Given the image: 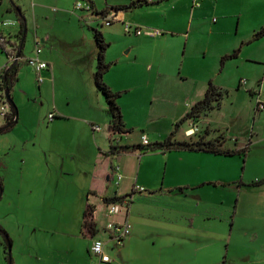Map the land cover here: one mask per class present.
I'll list each match as a JSON object with an SVG mask.
<instances>
[{
  "label": "rangeland",
  "instance_id": "374dc122",
  "mask_svg": "<svg viewBox=\"0 0 264 264\" xmlns=\"http://www.w3.org/2000/svg\"><path fill=\"white\" fill-rule=\"evenodd\" d=\"M96 2L98 9H105L131 1ZM6 3L22 15L28 11L24 18L28 38L23 55L30 59L37 48L33 37L36 20L29 13V5L21 4V12L17 0ZM155 3L156 0L136 12L132 9L129 12L133 13L125 14L124 22L141 30L161 32L158 41L157 37L140 41L142 37L124 34L120 24L105 27L99 19L81 20L82 31L77 30L75 23L81 13L67 12L56 5L43 13L37 30L55 37L46 42V49H51L57 59L56 101L66 104L70 100L68 115L90 119L100 131L93 133L90 126L86 128L73 120L50 128L47 107L37 99L33 103L34 70L19 64V81L11 96L18 121L0 135V160L5 166L0 171L5 187L0 198V227L11 243V264H77L82 253L88 262L85 249L90 242L81 232L87 192L101 195L103 189L129 196L134 187L143 192L126 198L131 202V230L124 241L123 258L117 257L123 247L105 245L114 263L264 264V187L252 186L264 181V110L256 112V98L249 94L252 91L264 97V37L251 41L264 26V0ZM130 16L137 24L129 20ZM9 18L17 22L14 12L0 15V21ZM18 23L8 29L0 24V28L19 33ZM88 25L93 28L88 29ZM97 29L109 44L105 63L120 60L111 74L122 71L129 85L128 93L117 100L125 129L130 131L121 135V142L118 135L110 139L107 106L94 83L96 65L92 67V61L96 62L98 48L93 30ZM77 39H82V45L75 47ZM40 50L42 57L45 49ZM235 52L236 57L221 64L222 58ZM136 56L138 60L133 61ZM149 69L160 73L158 82L157 77L150 78L145 72ZM32 79L35 82L31 83ZM209 83L221 91L219 109L196 125L185 123L179 129V138L187 137L189 130L200 129L195 136L222 139L226 149L247 150L244 156L219 157L218 164H207L203 172L209 182L203 187L179 192L183 186H178L175 178L186 181L185 174L177 173L185 166L174 161L163 180L165 164L156 153L107 155L110 143L133 144L142 134L155 140L162 133L164 140L191 105L203 98ZM35 96L39 97L38 91ZM14 143L18 145L14 147ZM129 155L144 160L139 177L142 183L133 179L116 185L117 173L124 176L120 169L123 159L129 162L133 174L140 165L141 160H131ZM107 174L111 177L109 183ZM87 203H94L92 196ZM99 204L95 201L97 207ZM98 219L102 223V213ZM213 232L219 236L214 243ZM131 238L129 243L127 239ZM206 245L210 247L207 252L199 249ZM91 258L98 264L96 258Z\"/></svg>",
  "mask_w": 264,
  "mask_h": 264
},
{
  "label": "crops",
  "instance_id": "0c3cea01",
  "mask_svg": "<svg viewBox=\"0 0 264 264\" xmlns=\"http://www.w3.org/2000/svg\"><path fill=\"white\" fill-rule=\"evenodd\" d=\"M78 1L90 4L92 6L93 10L95 11V13H98V14L101 13V12H104V11L106 13H110L112 11L111 9H114V11L117 13L118 19L121 20V21L113 23L110 26H107V27H112L114 24H120L122 26L121 22H124V20H126V15L125 14L126 13H133V12H129L132 9H133L132 11H135V12L140 10V9H142V7H137V6L131 7L132 4H135V3L141 2V1H146V0H130L131 1L130 4H128L129 2L127 4H125V5L112 4V5L106 6L105 9H102V8L98 9L96 0H24V1L17 0V6L20 9H21V6H22L21 4H25V6L29 5V8H30L29 13H32V16L36 20V22H35L36 29L33 31V37L35 38L36 44H37V42L39 43L38 44L39 48L42 47L43 49H45V52L41 53L42 57L39 56V59L41 61H43L44 63H46L47 66H48L47 70H44V71L41 72V75L43 76L42 77L43 78V82L42 83H38L37 82L36 76H35L36 82L33 79L31 80V83L35 82L34 86H36V91L33 92V98H34L33 103L36 104L37 100H40V102H42L41 103L42 107L43 106L47 107L46 108L47 109V113L46 114H47L48 122L51 123L50 128H57L59 123H61V122L64 123L67 120H73V121H77L78 123L84 125L86 128L88 126H90L91 131L93 133H97V132L93 131V126H96V125L93 124V121H89L90 119H85V118L84 119L83 118L80 119V118H77V117H70V115H68L69 113H67L66 107L70 106V100L67 99L65 101L66 104H64V102L60 101V99L58 101H56V90H57L56 81L59 78V74H58L57 69H56V67H57V59H56V55L52 54L53 51H51V49H48V50L46 49V45H47L46 42L52 41V39H54L55 37L51 36L49 33H39L38 32L39 30H37V28L39 27V23H40L39 21H40V19H42L43 13L46 12L47 10H49L50 6L56 5V6H59L60 8H62V9H64L67 12L68 11L71 12V10L76 11L74 9V6H75L76 2H78ZM159 1L160 0H156V3L159 2ZM146 2L148 4H151V5L154 4V0H150V1H146ZM30 4H31V7H30ZM11 10H12L11 6H9V4L6 3V0H2L1 5H0V15H2L3 13L6 14V13H10V12H14L16 14L15 11H11ZM21 12H22V9H21ZM76 12H80L81 13L80 18L78 17V22L75 23V28L77 30H80V31H82V27H83V23L81 22V20H86L87 19L88 21L92 20V22H93V20L97 21V19H100V18H98V17H96V16H94L92 14H88V13L83 12V11H76ZM26 13H28V11H26ZM26 13L23 14V15L21 14L23 19L26 17ZM16 16H17V14H16ZM4 20L5 19H3V20L1 19L0 24H2ZM18 20L22 23V21L17 16V22H18ZM129 20L137 24V20L135 19L134 16H130ZM6 21H12V19L9 18L8 20L6 19ZM138 23L144 24V26H149L150 25L147 22H144V23L138 22ZM88 26H87L88 29L93 28V26H89V27ZM18 27H19V25H18ZM97 31H99V30L97 29ZM99 32L102 35H104L101 31H99ZM105 34L108 35L107 33H105ZM17 36H18V32L14 31V30H2L0 28V37L1 38L3 37L6 41H9L11 44H13L15 42L16 43L18 42L17 38H16ZM134 37H136V36H134ZM141 37H142V39H140V41H144V39L147 38V37H143V36H141ZM26 38H28V29L25 27L24 43H25ZM158 38H160V37L156 38L157 41H158ZM81 41H82V39L81 40L77 39L75 41L74 46L75 47L81 46L82 45L80 43ZM0 45L3 46L2 44H0ZM23 49H24V45H23ZM78 53H80L81 57L84 58L82 52L78 51ZM20 59L21 60L18 62V64H21V63L26 64L25 63L26 59L24 58L23 50H22V57H20ZM136 60H138L137 56L133 59V61H136ZM95 63H96L95 60L92 61V67L93 66L95 67V65H96ZM6 64H7V57L2 52V50L0 49V69L3 68ZM108 64H109V69L105 73V75L103 76L104 83L106 84V86L113 93H119L121 96H123L124 94H127L128 91H129V85H128V82L126 80L125 74L122 71H119V70H117V71L115 70V72H113L114 74H111L112 71H114V69H116V67H118V65L120 64V60L117 59L116 61L109 62ZM19 68H20V65L18 67L17 82L19 81ZM145 72L148 73V76L150 78L153 77V76L157 77V81L156 82L159 81L160 73H156L157 71L153 72V69H149V70H145ZM110 75H112L111 77H113V75H114L115 78L117 79V81H114L113 79L109 78ZM150 84H151V82L149 81L148 85H150ZM37 91H38L39 97L35 96V95H37ZM15 92H16L15 91V87L13 86L12 92L10 93V97L11 96L13 97ZM250 92L252 93L251 97H254L255 93L252 92V91H250ZM12 97H11V99H12ZM42 98L45 99V103L43 102ZM88 100H90V99H88ZM0 105H1V100H0ZM7 114H9V107H8ZM51 114L54 116V118L49 120L48 116L51 115ZM122 119H123V117H122ZM17 121H18V119L16 118L15 124L11 127V129L17 124ZM4 123H5V120L2 117H0V128H2L4 126ZM108 124H109V121H108ZM201 124H202V122H201ZM108 131H109V133H111L109 128H108ZM195 131H196V133L198 131L200 132V129L195 130ZM193 133H194L193 130H189V134L187 135V137L191 136ZM0 135H2V134H0ZM110 135H111V138H110L111 140L114 137L117 136V135H113V134H110ZM118 137H119V141L121 142V140H122L121 136H118ZM141 137H145L149 144H153V143H157V142L163 141L162 139L164 138V135H162V133H161V135H159L158 137H155V140H153V139L151 140L147 133L146 134H142ZM141 137L139 138L138 142H135L133 144L128 143V144L122 145L119 142L117 144L110 143L109 146H119V147H121V146L137 145V144L141 145ZM14 141L16 142V140H14ZM14 145H15L14 147H16V145H18V144L14 143ZM12 148H13V146L11 147V149ZM105 153H103V154L105 155ZM155 155H158L157 158L162 159V163L165 164L164 165V170H163V173H164L163 174V180L166 178L167 169L169 167H170V169H172V167H173L172 163L174 161H177V163L179 165H184L185 166L184 170H182L183 168H180L177 171V173L185 174L184 177H185L186 181L184 182L182 177H176L175 178V180H176L175 182H177L178 186H183V188H181L183 190H196L198 188L203 187L204 184H207L209 182V178L203 172L204 171V167H206V165L210 164V163L218 164V162H216V160H217L216 158L224 157V156H215V155L202 153V152L190 153V152H184V151L168 152V153H164V154H162L160 152H157ZM128 157L131 158V160H136V159L138 161L141 160V161H139L140 165L137 168L136 173L133 174L132 173L133 170L130 169L129 162H126L127 160L123 159L120 169L123 172L124 176L119 175V173H117L118 175H117L116 179L114 180L116 185H118V184L121 185L122 182H124L125 180L131 181L133 179H134V181L138 182L139 184L142 183V182H140L141 180L139 179V177H140V168H141L142 162L144 160L140 159V158H142L141 156H136V155H129ZM224 158H226V157H224ZM120 160H122V159H120ZM48 170H50V167L48 168ZM119 177H120V180H118ZM0 180H1V184H2V194H4V192H5V187L3 185L4 180L1 177V175H0ZM106 181L108 183L111 181V177L108 174H107V177H106ZM163 182L165 184V181H163ZM263 187H264V184L259 186V187H257V188L259 189V188H263ZM134 189H135V187L133 188V190ZM168 190H173V189L169 188ZM101 192H102L101 195H97L95 192H90V193L87 192L86 198H85L86 199V206L90 205V206H92L94 208V216L93 217H94V222L96 224V234H95V236L93 238L102 240V241H104L106 243H109L108 235L104 231V226H105L106 222H108V221L120 222L122 220V218L120 216L106 218L105 217V204L103 203V199H105V198H113V197H123V196H125V193H119L117 191H113V193L110 194V193H108L107 190L103 191V189L101 190ZM131 192H133V191H131ZM135 193H137V192H135ZM89 196H92L94 203H92V204H88L87 203ZM95 201H99L100 204H99L98 207L95 205ZM85 209H86V207H85ZM85 209H84V211H85ZM98 210H99V212H98ZM83 213H82V215H83ZM101 213L103 215L102 223H100L98 221L99 220L98 219L99 218V214H101ZM255 217H258V216H255ZM128 218H129V210L127 212V219ZM213 233L214 234L211 235V238L213 239V243H214L216 241L215 239H219V236L215 232H213ZM93 238L89 239V242H90L89 246L86 247V249H85L86 250L85 252H86V254H87L88 258H89V261L87 262L83 258V253H82V258L80 260L76 261L77 264H97V262L93 258H91L92 255L89 253V247H90V244H91V240ZM127 240H129V243H130V241H132V238H131V240L130 239H127ZM122 247H123V249L120 250L119 252H117V254H118L117 257L120 258V260L123 258L122 254H124L125 244H123ZM208 247H209V245H206V246H203L201 248L199 247V249L200 250L205 249L206 252H207V248ZM0 248L2 249V247H0ZM2 251H3V249H2ZM105 252H106V250H105ZM2 257L4 258V251H3ZM2 257L0 255V264H2L3 263L2 261L4 260V259H2ZM110 263L116 264L112 260H111ZM211 264H217V263L214 261Z\"/></svg>",
  "mask_w": 264,
  "mask_h": 264
},
{
  "label": "trees",
  "instance_id": "16d2710c",
  "mask_svg": "<svg viewBox=\"0 0 264 264\" xmlns=\"http://www.w3.org/2000/svg\"><path fill=\"white\" fill-rule=\"evenodd\" d=\"M1 2L2 0H0V5ZM148 5L151 4H148L146 1H141L132 4L131 7L133 6L143 7ZM11 9H12L11 11H15L13 8ZM111 10L114 11V9ZM106 14L107 13L105 11L98 14L95 13V11L93 10L92 15L98 18H102ZM18 22H19V33L16 38L19 43V46H21V52L19 54V57H22V50L24 45V24L21 23L19 20ZM93 37L96 46L98 48V53L96 56V70L94 74V83L98 91L103 96L107 106V111L110 117L109 118L110 132L113 135H118V136L128 134L130 133V131L125 129V125L121 115V110L117 104V100L119 99L120 94L111 92V90L103 82V76L109 69V64H106L104 61V55L109 47V44L104 42L102 34L97 30H93ZM263 37H264V26L261 27L258 32L254 33V35L251 38V41H256ZM0 49L5 55L8 53L5 50V48L1 45H0ZM236 54L237 52L233 53L230 57L222 58L221 64H223L224 61L228 58L236 57ZM18 67L19 64L14 63L9 68L0 69V88L2 89L3 92L7 91L9 92V94L12 92L13 86L17 82ZM249 94L250 96H252L251 92H249ZM221 100H222L221 91H219L216 87H214L212 83H209L203 98L198 102L194 103L193 105H191L185 116L174 124L173 131H171L163 141L149 144L147 146H143L140 144L121 146V147L110 146L107 155L119 156L121 154L134 153V152H140L142 154L160 152L164 154L168 152L184 151L190 153L202 152L215 156H224V157L244 156L247 149H237V150L226 149L224 147V141L222 139L205 140L204 137H200L198 135L195 136L196 132H194L189 137H185L181 139L178 136V132L181 126H183L187 122H192L193 124L196 125L201 118L208 116V114L211 111H213L214 109H219ZM8 107H9V114H7L4 117L5 123L4 126L0 128V134L9 131L11 127L8 128V126L12 125L15 120V113H16L15 108L12 105L11 106L8 105ZM4 168H5L4 163L0 160V171L4 170ZM263 184L264 181L252 184V186L259 187ZM0 185L2 186L1 180H0ZM178 191L183 192L184 190L179 189ZM133 193L134 192H132V194H130L129 196H124V197L105 198L103 199V203L105 204V206L109 204L121 203L127 200L126 199L127 197L130 198L133 195ZM130 203L131 202L129 201V205ZM93 216H94V208L90 205H87L82 215L81 232L84 235V237H87L89 239L93 238L96 234V224L94 222ZM0 247H2L4 251L5 264H11L10 252H8V247L11 248V243L8 239L6 232L1 227H0Z\"/></svg>",
  "mask_w": 264,
  "mask_h": 264
},
{
  "label": "built area",
  "instance_id": "2783aa9c",
  "mask_svg": "<svg viewBox=\"0 0 264 264\" xmlns=\"http://www.w3.org/2000/svg\"><path fill=\"white\" fill-rule=\"evenodd\" d=\"M214 1V0H211ZM74 9L76 11H83L88 14H93V8L85 2L78 1L76 2ZM102 26H110L113 23L120 22L121 20L118 19L117 13L115 11H111L110 13H107L105 16L100 18ZM122 23L123 27V32L126 35H134L136 37H147V38H155V37H160L162 35L161 32L159 31H150V30H141L137 27H132L129 24H126L124 22ZM17 24L16 21H5L1 24L3 28H9L12 26H15ZM0 44L3 45L5 50L8 52L6 54L7 57V65L10 66L14 63H18L21 59L20 57H16L17 52H15L16 47L13 44H11L9 41H6L3 37H0ZM39 43L37 42V48L35 50L34 56L30 59H26L25 63L26 65L30 66L35 73V76L37 78L38 83H42L41 79V72L44 70L48 69V66L46 63L41 61L39 59L40 55V48H39ZM241 85H245V82H241ZM254 97L256 98V107L255 110L257 111H262L264 110V97H261L260 93L254 94ZM0 100H1V105H0V117L4 119L8 112V104L4 98L3 92L0 93ZM54 116L51 114L48 116V119L51 120L53 119ZM100 128L98 126H93V131L94 132H99ZM189 131L186 132V135H188ZM141 145L147 146L149 145L147 139L145 137H141ZM120 180V177L118 178ZM143 192L142 188H135L133 192ZM129 209V201L125 200L121 203H116V204H109L105 206V217L106 218H111V217H117L120 216L122 220L120 222H113V221H108L106 222L104 226V231L108 235V241L109 243H113L116 248H121L124 244L125 239L130 235V230L131 227L128 224V219H127V212ZM107 243L99 240V239H92L91 244L89 247V253L98 260V264H109L111 262L110 257L107 255L105 252V245Z\"/></svg>",
  "mask_w": 264,
  "mask_h": 264
},
{
  "label": "water",
  "instance_id": "95a60500",
  "mask_svg": "<svg viewBox=\"0 0 264 264\" xmlns=\"http://www.w3.org/2000/svg\"><path fill=\"white\" fill-rule=\"evenodd\" d=\"M15 12H16L18 18H19V19L22 21V23L24 24V32H25V22H24V19H23V17L21 16V14H20L19 11L15 10ZM18 47H19V48H18L17 55H16L17 58L19 57V54H20V52H21V46H18ZM10 66H11V65H10ZM10 66H8V65L6 64L3 68H9ZM3 94H4V98H5L6 102H7V104L10 105V106L12 105V106L15 108V110H16V113H15V120H14V122H13L12 125H9V126H8V128H10V127H12V126L15 124V121H16V118H17V109H16V107H15V105H14V103H13L11 97H10L9 92L6 91V92H3ZM1 196H2V186L0 185V198H1ZM8 252H10V248H9V247H8Z\"/></svg>",
  "mask_w": 264,
  "mask_h": 264
},
{
  "label": "flooded vegetation",
  "instance_id": "af4514ba",
  "mask_svg": "<svg viewBox=\"0 0 264 264\" xmlns=\"http://www.w3.org/2000/svg\"><path fill=\"white\" fill-rule=\"evenodd\" d=\"M14 45H15V47H16V49H17L18 46H19V43H18V42H17V43L15 42ZM16 51H17V50H15V52H16ZM0 92H3L1 88H0Z\"/></svg>",
  "mask_w": 264,
  "mask_h": 264
},
{
  "label": "bare ground",
  "instance_id": "6f19581e",
  "mask_svg": "<svg viewBox=\"0 0 264 264\" xmlns=\"http://www.w3.org/2000/svg\"><path fill=\"white\" fill-rule=\"evenodd\" d=\"M189 134V133H188Z\"/></svg>",
  "mask_w": 264,
  "mask_h": 264
}]
</instances>
